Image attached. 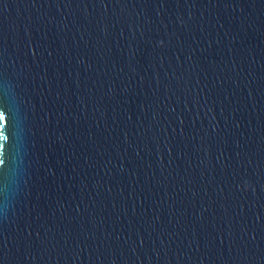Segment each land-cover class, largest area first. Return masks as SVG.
Returning a JSON list of instances; mask_svg holds the SVG:
<instances>
[{
	"label": "water",
	"instance_id": "1",
	"mask_svg": "<svg viewBox=\"0 0 264 264\" xmlns=\"http://www.w3.org/2000/svg\"><path fill=\"white\" fill-rule=\"evenodd\" d=\"M0 264H264V0H0Z\"/></svg>",
	"mask_w": 264,
	"mask_h": 264
}]
</instances>
